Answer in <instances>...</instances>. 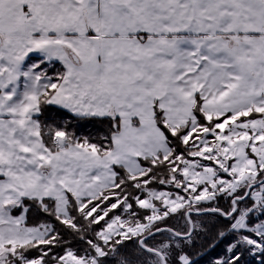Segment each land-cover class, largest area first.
I'll list each match as a JSON object with an SVG mask.
<instances>
[{
	"label": "snow or ice",
	"instance_id": "1",
	"mask_svg": "<svg viewBox=\"0 0 264 264\" xmlns=\"http://www.w3.org/2000/svg\"><path fill=\"white\" fill-rule=\"evenodd\" d=\"M193 213L264 264V0H0V264H194Z\"/></svg>",
	"mask_w": 264,
	"mask_h": 264
},
{
	"label": "trees",
	"instance_id": "2",
	"mask_svg": "<svg viewBox=\"0 0 264 264\" xmlns=\"http://www.w3.org/2000/svg\"><path fill=\"white\" fill-rule=\"evenodd\" d=\"M35 59L36 57L34 56L33 60ZM29 62L31 63L32 61ZM47 118L49 121H62L68 117L63 115L60 111L53 109L47 114ZM71 130L75 131L80 137H95L98 135H103L107 131V129L103 126L85 122H73ZM219 206L223 208L228 207L224 200L220 201ZM193 217L197 223L202 226L204 231L200 232V234L196 237L194 244L187 247L186 250L191 255L194 264H212L214 259H217L225 254L226 246L233 239V237L229 236L226 240L220 242L215 248H209L208 244L212 240V237L215 236L217 230L226 227L225 223L223 222V218H213V214H204L202 216L193 214ZM169 226L183 229L185 227V221L183 219H172L169 222ZM245 264H257V261L254 258L246 255Z\"/></svg>",
	"mask_w": 264,
	"mask_h": 264
},
{
	"label": "water",
	"instance_id": "3",
	"mask_svg": "<svg viewBox=\"0 0 264 264\" xmlns=\"http://www.w3.org/2000/svg\"><path fill=\"white\" fill-rule=\"evenodd\" d=\"M193 214H195V213H193ZM210 214V213H209ZM196 215V214H195Z\"/></svg>",
	"mask_w": 264,
	"mask_h": 264
}]
</instances>
